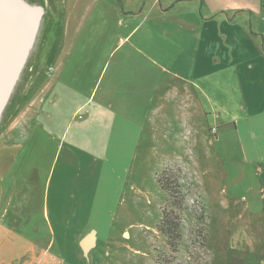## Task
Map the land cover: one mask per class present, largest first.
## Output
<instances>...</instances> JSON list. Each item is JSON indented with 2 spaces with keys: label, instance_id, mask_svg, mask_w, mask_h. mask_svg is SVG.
Returning <instances> with one entry per match:
<instances>
[{
  "label": "rangeland",
  "instance_id": "rangeland-1",
  "mask_svg": "<svg viewBox=\"0 0 264 264\" xmlns=\"http://www.w3.org/2000/svg\"><path fill=\"white\" fill-rule=\"evenodd\" d=\"M249 5L234 25L262 41L264 0ZM197 14L227 17L209 0ZM203 54L196 4L181 0H0V264H264V227L238 210L258 182L232 127L244 112L229 114L242 69L198 66ZM193 85L206 108L225 107L208 111L222 135L205 154L196 146L195 162L171 122H146L134 147L116 148L120 162L110 132L85 126L95 108L154 121L161 98L175 109L177 87ZM172 164L184 197L176 251L156 229L173 201L156 176Z\"/></svg>",
  "mask_w": 264,
  "mask_h": 264
},
{
  "label": "crops",
  "instance_id": "crops-1",
  "mask_svg": "<svg viewBox=\"0 0 264 264\" xmlns=\"http://www.w3.org/2000/svg\"><path fill=\"white\" fill-rule=\"evenodd\" d=\"M167 1L169 2V0ZM206 1L181 0V3L196 4V50H202L205 53L203 58H199L197 65L200 66L205 62L201 66L212 68V70L230 65L242 69L241 71L236 70L237 83L233 90L235 89L234 93H237L243 102H239L238 105L231 108L233 111L229 114L232 116L236 109L244 112L239 115L243 116L234 119L232 127L237 133L235 134L238 137L242 161L252 167L258 182L256 187L248 186L247 193H251V195L247 197L245 194L244 203L239 206L238 210L249 211L248 220L252 215L253 220L246 225L247 227L255 226L258 221H260V226L264 227V55L260 54V48L264 47V37L262 36L261 41V33L257 32L255 34L257 37L252 41L248 29L234 25L237 21L236 18L246 20L248 17L246 10L250 8V0H209L215 5L219 13L225 11L227 14L226 18L221 14L218 19L201 15V8H205ZM165 5L168 7L169 3L166 2ZM259 9L261 11V6ZM259 9L258 14L260 13ZM133 14L129 10V16L133 17ZM208 70L211 71V69ZM209 75L204 74L203 76L207 78ZM253 81L257 83L256 86L252 85ZM196 90L200 91L194 85L192 90L187 88L182 92L177 87L174 94L175 109L168 100L161 98L156 104L154 114L151 115L152 117L155 116L154 121H149V115L144 116V119L138 122L136 118L133 121L130 116L126 117V115L117 112L106 111L105 108H95L89 109L85 114L87 119L85 126L88 124V130H90L95 124L98 126L97 129L110 132L107 147L108 151H112L114 154L118 152L113 159V162H117L119 161L120 150L117 151L116 148L134 147L137 143L138 133L146 129V122L151 125L150 131H152L154 124L165 128L171 122L174 125V128L171 129V135L176 144L182 145L189 154L190 148H192L193 162H195L196 146L205 154L206 150L213 146L215 141H219L222 135V133L219 134L217 126H210L212 119L209 117L208 111L218 108L223 111L225 108H221L213 101H210V109L206 108L207 100L205 103L199 98L196 100ZM170 110L174 111L172 112L173 115L169 117ZM211 114L213 113L211 112ZM231 123L229 122V124ZM225 196H227V191ZM221 198L219 200L223 201L224 204L222 205L226 206L229 200L226 197ZM6 212L5 206L0 203V228L5 226L3 222ZM88 236L90 238L89 247H91L94 244V237ZM262 236L264 237V233Z\"/></svg>",
  "mask_w": 264,
  "mask_h": 264
},
{
  "label": "trees",
  "instance_id": "trees-1",
  "mask_svg": "<svg viewBox=\"0 0 264 264\" xmlns=\"http://www.w3.org/2000/svg\"><path fill=\"white\" fill-rule=\"evenodd\" d=\"M177 169L175 165L165 166L156 176V182L163 192L165 199L173 198L169 201L170 206L163 205L161 208L160 219L156 225L157 231L165 238L166 244L171 251H176L178 243L181 239V210L184 209V197L179 182V173L174 171Z\"/></svg>",
  "mask_w": 264,
  "mask_h": 264
},
{
  "label": "water",
  "instance_id": "water-1",
  "mask_svg": "<svg viewBox=\"0 0 264 264\" xmlns=\"http://www.w3.org/2000/svg\"><path fill=\"white\" fill-rule=\"evenodd\" d=\"M89 240H90L89 236H86V237L82 240V246H83L84 249H87V248L89 247V245H88V243H87V242L90 243ZM86 246H88V247L86 248Z\"/></svg>",
  "mask_w": 264,
  "mask_h": 264
},
{
  "label": "bare ground",
  "instance_id": "bare-ground-1",
  "mask_svg": "<svg viewBox=\"0 0 264 264\" xmlns=\"http://www.w3.org/2000/svg\"><path fill=\"white\" fill-rule=\"evenodd\" d=\"M88 243V245L90 244L89 242H87ZM88 246H86V248H87Z\"/></svg>",
  "mask_w": 264,
  "mask_h": 264
}]
</instances>
